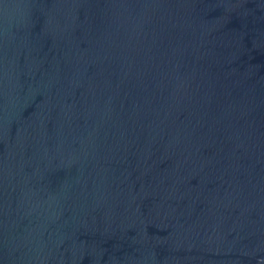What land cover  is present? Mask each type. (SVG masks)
<instances>
[{"label": "water", "instance_id": "water-1", "mask_svg": "<svg viewBox=\"0 0 264 264\" xmlns=\"http://www.w3.org/2000/svg\"><path fill=\"white\" fill-rule=\"evenodd\" d=\"M0 264H264V0H0Z\"/></svg>", "mask_w": 264, "mask_h": 264}]
</instances>
